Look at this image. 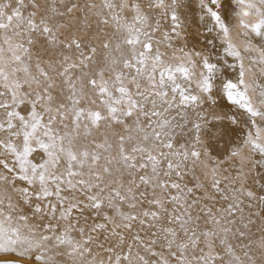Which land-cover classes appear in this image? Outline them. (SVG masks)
I'll return each mask as SVG.
<instances>
[{
	"label": "snow or ice",
	"instance_id": "1",
	"mask_svg": "<svg viewBox=\"0 0 264 264\" xmlns=\"http://www.w3.org/2000/svg\"><path fill=\"white\" fill-rule=\"evenodd\" d=\"M0 254L264 264V0H0Z\"/></svg>",
	"mask_w": 264,
	"mask_h": 264
},
{
	"label": "bare ground",
	"instance_id": "2",
	"mask_svg": "<svg viewBox=\"0 0 264 264\" xmlns=\"http://www.w3.org/2000/svg\"><path fill=\"white\" fill-rule=\"evenodd\" d=\"M188 24H189V28H188V44L189 47L195 45L197 47L202 46L205 43L204 40V35H206V33H204V28H203V24H197L194 21V17L192 13L188 14ZM210 26V25H209ZM215 33H213L214 35ZM233 39L236 42H239V37L237 35V32H233ZM216 51H219V48L216 49ZM247 63V61H246ZM235 70H231L230 71V75L235 77ZM0 257H11V256H6L4 254H0Z\"/></svg>",
	"mask_w": 264,
	"mask_h": 264
},
{
	"label": "rangeland",
	"instance_id": "3",
	"mask_svg": "<svg viewBox=\"0 0 264 264\" xmlns=\"http://www.w3.org/2000/svg\"><path fill=\"white\" fill-rule=\"evenodd\" d=\"M4 259H12V257H0V260H4Z\"/></svg>",
	"mask_w": 264,
	"mask_h": 264
}]
</instances>
